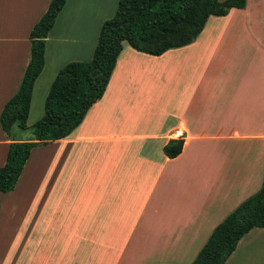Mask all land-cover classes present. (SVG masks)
Here are the masks:
<instances>
[{"label": "crops", "instance_id": "crops-1", "mask_svg": "<svg viewBox=\"0 0 264 264\" xmlns=\"http://www.w3.org/2000/svg\"><path fill=\"white\" fill-rule=\"evenodd\" d=\"M50 2L0 0V117ZM108 2L66 1L46 40L30 126L44 115L59 71L93 58L114 16ZM177 138L183 150L170 158L165 145ZM9 149L0 121V166ZM263 182L264 0H247L162 55L124 44L82 124L35 147L16 188L0 192L3 262L191 264ZM225 264H264V228L244 235Z\"/></svg>", "mask_w": 264, "mask_h": 264}, {"label": "trees", "instance_id": "trees-1", "mask_svg": "<svg viewBox=\"0 0 264 264\" xmlns=\"http://www.w3.org/2000/svg\"><path fill=\"white\" fill-rule=\"evenodd\" d=\"M66 1L51 0L33 27L31 60L18 91L1 113L10 149L6 163L0 166V192L16 188L35 147L66 138L82 124L103 97L125 43L141 52L162 55L192 43L210 16H224L232 8L247 5V0H119L115 15L102 25L93 58L69 62L59 71L43 117L30 126L34 86L46 61V40ZM184 143L183 138L171 139L164 148L166 155L177 157ZM256 227L264 228V182L213 230L191 264H225L242 237Z\"/></svg>", "mask_w": 264, "mask_h": 264}, {"label": "rangeland", "instance_id": "rangeland-1", "mask_svg": "<svg viewBox=\"0 0 264 264\" xmlns=\"http://www.w3.org/2000/svg\"><path fill=\"white\" fill-rule=\"evenodd\" d=\"M117 0H109V2H108V5H109V7L110 8H112L113 7V9L110 11L111 13L110 14H112V15H110V16H113V15H115V13H116V10H117ZM113 4V5H112ZM108 19H110V18H108ZM107 19V20H108ZM44 108H45V105H44ZM41 110H42V108H41ZM43 117V115L39 118V119H37L35 122H37L38 120H40L41 118ZM35 124V123H34ZM2 249L0 248V264H4V262H3V253H2ZM6 264V263H5Z\"/></svg>", "mask_w": 264, "mask_h": 264}]
</instances>
